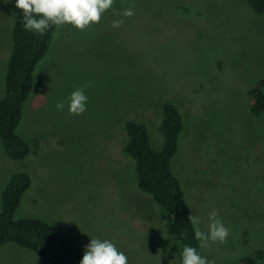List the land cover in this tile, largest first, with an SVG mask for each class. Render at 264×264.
Returning a JSON list of instances; mask_svg holds the SVG:
<instances>
[{
	"label": "rangeland",
	"instance_id": "rangeland-1",
	"mask_svg": "<svg viewBox=\"0 0 264 264\" xmlns=\"http://www.w3.org/2000/svg\"><path fill=\"white\" fill-rule=\"evenodd\" d=\"M191 1L114 0L101 20L84 30L57 27L35 69L34 90L16 131L33 156L11 162L0 144V195L13 173L25 171L31 179L15 219L42 220L82 252L91 238L110 239L128 264H179L164 212L138 190L133 161L122 152L126 121L143 124L151 147L161 149V108L170 103L184 126L171 168L191 213L206 231L215 209L229 229L223 243L209 242L201 255L212 264H227L262 244L264 117L249 115L246 100L247 90L264 78V16L253 15L243 0H218L219 14L206 12L193 22L185 10ZM143 6L150 7L146 16L138 10ZM126 8L134 14L124 17ZM12 20L11 0L0 2V100ZM116 20L122 21L118 28L112 26ZM150 22L157 35L154 44H146L151 65L141 63L136 43ZM193 23L197 28L189 26ZM163 32L181 42L174 58L159 57ZM215 61L226 63L223 72ZM77 88L88 97L86 111L57 110L56 103ZM0 264L46 263L6 244Z\"/></svg>",
	"mask_w": 264,
	"mask_h": 264
},
{
	"label": "trees",
	"instance_id": "trees-1",
	"mask_svg": "<svg viewBox=\"0 0 264 264\" xmlns=\"http://www.w3.org/2000/svg\"><path fill=\"white\" fill-rule=\"evenodd\" d=\"M204 2V0H192L186 6L185 10L189 11L186 15L190 16L193 22L205 17L206 12L209 17L219 14L221 6L217 4L218 0H212L208 4ZM243 2L253 15L264 16V0H243ZM11 4L13 9L11 49L6 62L3 97L0 100V144L11 162H22L33 154L28 142L20 138L16 131L22 120L24 104L31 99L29 96L34 90L35 69L49 51L57 26L51 25L43 35L26 31L22 26V11L15 8L13 0ZM212 5L218 7L211 10L213 11L211 13L209 8ZM146 8L150 7L138 8L139 13L145 10L142 14L146 16ZM151 23L149 25L145 23L144 26L149 30L144 34L142 41L136 42L141 44L137 47L141 63L144 59V63L149 65L152 64V60L146 44H154L151 41L154 35L157 36L152 33ZM135 24H140V20ZM189 26L197 28L194 23ZM202 26L206 28L207 24ZM226 29L223 27V30ZM159 36L163 44V50L158 51L159 57L174 58L178 48L176 44L181 42L178 43L174 33L171 32H163ZM165 44H175V46L167 48ZM215 62L216 70L223 72L226 63L223 65L221 62ZM246 102L249 115L254 118L264 117V78L247 90ZM161 111L163 137L161 149L156 151L151 147L147 129L143 124L126 121L121 133L124 138L122 152L133 161L138 190L151 196L164 212L167 218V235L173 242L176 258L180 261V253L184 245L196 247L200 254L201 249L199 241L193 238L192 224L188 219L193 214L185 200L181 183L171 168L172 160L179 152V139L184 127L182 117L178 108L170 103H164ZM100 163L103 168V161L101 160ZM30 186V176L25 171H17L8 178L1 191L0 249L6 244H14L35 253L46 264H79L83 252L62 232L39 219H15L21 199ZM227 264H264V238L262 244L254 251L234 258Z\"/></svg>",
	"mask_w": 264,
	"mask_h": 264
},
{
	"label": "clouds",
	"instance_id": "clouds-1",
	"mask_svg": "<svg viewBox=\"0 0 264 264\" xmlns=\"http://www.w3.org/2000/svg\"><path fill=\"white\" fill-rule=\"evenodd\" d=\"M8 3L9 0H0ZM16 9L22 11V26L24 30L45 34L51 25L57 27L71 25L78 30H84L91 24L98 23L103 13L114 4V0H13ZM134 14L132 8L123 11L124 17ZM121 20L113 21V27L118 28ZM88 97L84 88H77L68 97L56 103L57 110L67 106L70 114L80 115L86 111ZM192 224L193 238L199 241V247L205 248L209 242L223 243L229 236V229L225 226L217 211L213 209L208 216L207 230L200 228V220L195 215L189 216ZM79 264H128V256L120 250L110 239L91 238L85 246ZM179 264H212L202 256L196 247L184 245L180 253Z\"/></svg>",
	"mask_w": 264,
	"mask_h": 264
}]
</instances>
